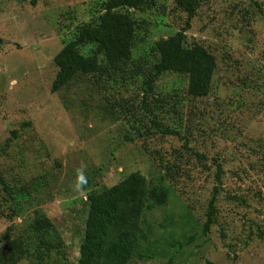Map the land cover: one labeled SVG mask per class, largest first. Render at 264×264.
Wrapping results in <instances>:
<instances>
[{"label":"rangeland","instance_id":"1","mask_svg":"<svg viewBox=\"0 0 264 264\" xmlns=\"http://www.w3.org/2000/svg\"><path fill=\"white\" fill-rule=\"evenodd\" d=\"M101 6L0 0V251L13 229L28 245L19 264H78L88 194L140 172L168 201L145 214L132 264H264V0L203 1L186 45L217 59L207 97L156 75L158 41L186 26L176 0L131 10L130 61L98 55L99 71L53 92L55 57Z\"/></svg>","mask_w":264,"mask_h":264},{"label":"trees","instance_id":"2","mask_svg":"<svg viewBox=\"0 0 264 264\" xmlns=\"http://www.w3.org/2000/svg\"><path fill=\"white\" fill-rule=\"evenodd\" d=\"M101 3L97 22L78 29L75 39L68 42L54 61L59 72L52 91L59 92L79 75L94 74L100 69L98 55L110 66L130 61L137 30L131 10H138L146 0H93ZM204 0H176L177 7L187 14L186 26L175 35L158 41L160 61L156 75L172 72L188 77V95L203 98L210 95L217 70L216 57L200 44L186 45V32L191 28ZM95 44L96 55L81 53L85 45ZM168 132V131H167ZM170 133V132H169ZM172 134V133H171ZM222 167L216 175L221 181ZM218 189L210 201L205 224L209 231L214 224ZM168 194L161 187H152L140 172L124 178L118 184L88 194V219L78 264H132L143 235L145 214L166 205ZM44 222L39 228H45ZM0 264H19L28 255V245L9 229L2 238Z\"/></svg>","mask_w":264,"mask_h":264},{"label":"water","instance_id":"3","mask_svg":"<svg viewBox=\"0 0 264 264\" xmlns=\"http://www.w3.org/2000/svg\"><path fill=\"white\" fill-rule=\"evenodd\" d=\"M0 42H1V40H0Z\"/></svg>","mask_w":264,"mask_h":264}]
</instances>
